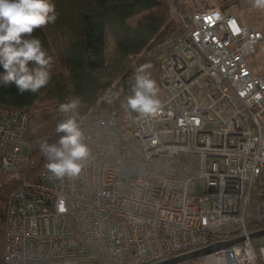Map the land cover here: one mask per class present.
Returning a JSON list of instances; mask_svg holds the SVG:
<instances>
[{"label":"built area","instance_id":"2783aa9c","mask_svg":"<svg viewBox=\"0 0 264 264\" xmlns=\"http://www.w3.org/2000/svg\"><path fill=\"white\" fill-rule=\"evenodd\" d=\"M164 1L175 27L140 53L160 107L130 113L107 86L79 116L91 156L77 177L45 164L24 179L41 141L24 156L29 110L0 107V172L15 183L3 264H157L237 237L167 264H264V234L250 236L264 229V204L252 205L264 194V73L247 61L264 33L216 5Z\"/></svg>","mask_w":264,"mask_h":264},{"label":"trees","instance_id":"16d2710c","mask_svg":"<svg viewBox=\"0 0 264 264\" xmlns=\"http://www.w3.org/2000/svg\"><path fill=\"white\" fill-rule=\"evenodd\" d=\"M235 1L224 0L227 3ZM52 3L58 13L55 23L37 28L31 34V38L41 40L52 57L48 85L37 93L21 94L14 83L4 85L0 82L1 108L29 110V128L24 139L30 144L37 140L54 143L59 139L55 127L64 118L58 110L59 105L71 98L80 99L79 116L96 102L107 86L113 85L125 100L134 84L136 70L145 65L141 51L166 37L175 27L164 0H52ZM226 5L224 3L223 7ZM150 76L154 80L151 73ZM41 102H49L54 108L38 111L37 104ZM46 120H50V124ZM32 151L33 154L41 153L38 147ZM46 162L42 153L37 162L24 161L20 166L24 179L34 180ZM1 176L5 180L0 184L3 200L0 264H3L5 206L15 183L5 173L0 172ZM258 196L255 193L253 206ZM80 264L107 263L90 259Z\"/></svg>","mask_w":264,"mask_h":264},{"label":"clouds","instance_id":"9594fccd","mask_svg":"<svg viewBox=\"0 0 264 264\" xmlns=\"http://www.w3.org/2000/svg\"><path fill=\"white\" fill-rule=\"evenodd\" d=\"M253 7L264 9V0H253ZM58 13L52 0H0V65L4 71L0 82L14 83L21 94L37 93L51 79L52 57L39 38H31L37 28L55 23ZM29 37V38H25ZM31 63V66H30ZM149 64L136 70L132 94L126 98L127 110L149 116L160 107L158 87L148 72ZM78 97L59 105L64 118L56 124L59 139L54 143H39L40 152L47 160L49 173L56 178L77 177L91 156L79 119Z\"/></svg>","mask_w":264,"mask_h":264},{"label":"rangeland","instance_id":"374dc122","mask_svg":"<svg viewBox=\"0 0 264 264\" xmlns=\"http://www.w3.org/2000/svg\"><path fill=\"white\" fill-rule=\"evenodd\" d=\"M184 1L191 8L194 9L204 8L214 5L219 6L224 11L233 14L241 23L247 26H253L264 33V9H257L253 7V0H237L234 3H227L224 2V0H184ZM224 3L227 4L225 7H223ZM247 61L249 66L257 74L264 73V46L258 45L256 47V51L253 54L247 56ZM53 108L54 106L51 103L41 102L40 104H37L36 109H38V111H41L42 109L51 110ZM46 121H49L50 124V120H46ZM29 152H30V145L28 142L25 141L22 146V154L28 157ZM40 154L41 153L36 152L34 155L30 156V159L31 160L35 159V161L37 162L40 157ZM3 181L5 180L1 176L0 184L3 183ZM255 200L257 206H259L260 204H264V194L260 195V197L259 196L256 197ZM2 206H3V200L0 195V216L2 215ZM259 214L260 213L258 211V215ZM81 261H78L77 264H80Z\"/></svg>","mask_w":264,"mask_h":264},{"label":"water","instance_id":"95a60500","mask_svg":"<svg viewBox=\"0 0 264 264\" xmlns=\"http://www.w3.org/2000/svg\"><path fill=\"white\" fill-rule=\"evenodd\" d=\"M4 71L5 70L3 69L2 65H0V75H3ZM262 234H264V229L254 231V232L250 233V236L251 237L252 236H259V235H262ZM242 239H243V237H237V238H232V239H229V240H226V241L215 242V243H212V244H210L208 246H205V247H202V248H199V249H195L193 251L181 254L179 256L172 257L170 259L164 260V261L159 262L157 264H167V263H170V262H176V261H181V260H186V259L202 256V255L214 252V251H216V250H218V249H220L222 247L234 244V243H236V242H238V241H240Z\"/></svg>","mask_w":264,"mask_h":264}]
</instances>
